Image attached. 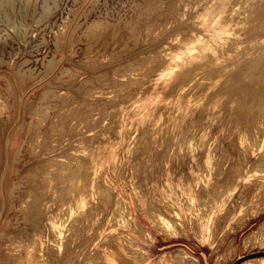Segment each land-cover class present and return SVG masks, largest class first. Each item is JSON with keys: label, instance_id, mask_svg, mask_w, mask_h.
Here are the masks:
<instances>
[{"label": "rangeland", "instance_id": "1", "mask_svg": "<svg viewBox=\"0 0 264 264\" xmlns=\"http://www.w3.org/2000/svg\"><path fill=\"white\" fill-rule=\"evenodd\" d=\"M182 2L0 0V264H231L264 252V115L223 114L194 94L175 135L183 161L170 145L145 152L174 119L155 108H170L164 94L206 43L189 13L177 42L159 34ZM210 69L191 78L196 93ZM62 111L59 125L73 127L59 132ZM59 159L91 161L97 187L64 221L59 201L34 190Z\"/></svg>", "mask_w": 264, "mask_h": 264}, {"label": "bare ground", "instance_id": "2", "mask_svg": "<svg viewBox=\"0 0 264 264\" xmlns=\"http://www.w3.org/2000/svg\"><path fill=\"white\" fill-rule=\"evenodd\" d=\"M182 5L184 13L180 19L163 21L159 34L171 29L170 35L177 42L178 35L184 28L182 24H189L183 21L186 13H189L191 24L188 28H192L200 36H205L206 43L196 48L197 54L194 58L185 60L168 93L164 94L166 98H174L170 108L166 111L160 108L161 105L155 108L154 112L160 113L162 118L173 116L174 119L163 122L158 131L159 137L154 141L150 140L145 150L147 157L159 158L162 157L160 150L170 145L175 150L173 155L177 161H183L184 147L176 141L175 135L193 115L196 104L210 108L221 103V113L231 116L235 112L245 113L253 121L264 115V0H183ZM217 16L220 17L215 21ZM216 35L220 37H215ZM205 68H211L213 78L207 76L204 80H210L213 85H207L205 90L196 93L197 86L192 84V77H196ZM257 69L258 75L255 74ZM254 78H257L256 82ZM216 84L219 87H215ZM116 86L118 85L113 80L107 88L113 89ZM181 87H188L187 90L184 89V95L177 94ZM258 94L262 95L261 100L258 99ZM193 95L195 105L191 102ZM104 105L106 104L97 105L95 112L102 111ZM79 112L81 110L75 109L70 120ZM201 115L196 114L194 124L200 122ZM67 116L66 112H60L52 121L53 129L58 128L61 132L73 127L71 123L66 126L59 125L58 118ZM188 131L189 129L183 132V135ZM209 151L201 150L196 155V160L200 162L210 154ZM70 161L71 159L48 161L40 183L34 187V190H42L49 200L59 201L63 208L62 221L70 217L73 211L85 208L90 203L91 192L97 188L92 178L91 161L84 164Z\"/></svg>", "mask_w": 264, "mask_h": 264}, {"label": "water", "instance_id": "3", "mask_svg": "<svg viewBox=\"0 0 264 264\" xmlns=\"http://www.w3.org/2000/svg\"><path fill=\"white\" fill-rule=\"evenodd\" d=\"M258 258H264V252H254V253L248 254L246 256L238 258L231 264H242L246 261H250V260L258 259Z\"/></svg>", "mask_w": 264, "mask_h": 264}]
</instances>
